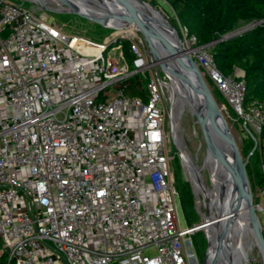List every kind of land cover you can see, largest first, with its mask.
Segmentation results:
<instances>
[{"label":"built area","instance_id":"obj_1","mask_svg":"<svg viewBox=\"0 0 264 264\" xmlns=\"http://www.w3.org/2000/svg\"><path fill=\"white\" fill-rule=\"evenodd\" d=\"M184 32L205 80L254 142L259 217L264 100L248 99L243 70L223 73L212 51H197L205 46ZM130 46L131 60L118 38L70 34L48 15L0 0V239L8 264L197 262L191 235L198 229L181 225L166 152L164 81L155 69L145 97L124 91L155 63Z\"/></svg>","mask_w":264,"mask_h":264},{"label":"rangeland","instance_id":"obj_2","mask_svg":"<svg viewBox=\"0 0 264 264\" xmlns=\"http://www.w3.org/2000/svg\"><path fill=\"white\" fill-rule=\"evenodd\" d=\"M10 1L16 4H22L23 6L30 8L39 15L41 14L48 15L50 21H55L70 34H77L96 42L112 41L116 38H118L119 41H122V39H128L130 43L135 42L139 46V48L147 57V59H149V61H151L153 57L152 48L149 41L147 40L144 33L138 28L132 34L129 35L127 33H124L125 31L128 30L127 25L114 27V26H105L98 24L96 22L90 21L89 19L81 17L76 13H73L72 11L67 9L66 7L68 5L63 0H44L45 3H42L41 1H37V0H10ZM90 1L92 2V0ZM145 1L150 2L165 15V17L175 27L177 33L180 35L182 44L187 47L186 52L188 53V55L190 56L195 55L194 53L195 51H192L191 49L193 44L187 42L184 28L177 20L175 12L172 9V7L165 0H145ZM59 4H62L63 8H59L58 7ZM254 21L255 19L239 21L237 22V24H235L233 29L228 34L235 35L244 30H248L254 24ZM224 38L226 37L223 36L220 37L219 39L221 40ZM114 44L117 45V42H114ZM203 49L207 51H212L213 44L197 49V51L200 50L202 51ZM164 58H167V56ZM198 68L201 72L203 71L202 68L200 67ZM155 69L159 71L162 80L164 81V87H165L163 104L166 110V121H165V129L167 132L166 152L169 157L172 178L174 179L176 184L178 181L176 176H178V179L182 178L184 180H188L191 184L194 193V187L190 173L188 172L186 166L182 161L179 148L177 147L173 137L174 134L173 121L174 119H176V115H177L174 110L176 108V103H177L176 101L178 96V91L176 90L173 81L164 72L160 62L156 61L151 66L150 69H146L144 72L137 73L135 76L130 78L127 81V83L133 84L135 82H138L142 86H144L147 78L151 73H154ZM120 86L121 84L117 86H113V89H110V87L106 89L107 95L104 96L103 100H105L109 96H113L116 90L120 88ZM208 86L213 96L215 97L218 106L221 109V112L235 137V140L237 142V145L239 147L243 159L248 161L247 165L248 163L250 164V167L247 170V175L249 178L251 190L256 194L257 192L256 183L260 181L261 160L258 155V152L256 153V151H254V153L251 154L254 148V145L252 144L251 141L252 138L248 133V131L242 125L243 123L241 122V120L238 118V116L234 113L230 105L227 103V101L216 91V88H214L210 83L208 84ZM178 124L179 127L177 128V132L178 135L180 136L183 146L186 148L184 149L190 153L194 165L197 166L198 168L199 175L201 176L203 174L207 186L212 187L214 184L211 179L210 170L208 169L209 161H207L206 166L204 167L200 166V165L203 166L205 164L206 146H205V141L203 139L200 123L197 119L196 114H194L191 111L188 102H186L183 111L179 116ZM247 165H246V169H247ZM207 199L209 200L210 198L208 196L206 197L203 193H201V200L198 203L197 202L195 203L194 218H196V221L192 226H195L198 223H200L205 217H209L208 214L209 209L206 205ZM212 201H213V205H215V210L213 211V215H218L219 213L225 210V208L222 207L220 202L214 200ZM179 212H180L181 225L182 227H186L188 224L185 215L183 213V210L181 208V205L179 207ZM216 217L217 216H215L214 218L216 219ZM259 217L261 219L262 224L264 225V213L260 212ZM200 230L203 232L205 239V252L203 259L202 260L197 259V262L195 264H208V259L211 250L214 246L215 233L213 229L209 227V231L211 232L210 234L211 239L208 240L207 231L204 229H200ZM2 243L3 242L0 239V251L4 252L5 250L2 247L3 245ZM250 264H263L262 257L260 253L257 251V249H254L252 251V261Z\"/></svg>","mask_w":264,"mask_h":264},{"label":"water","instance_id":"obj_3","mask_svg":"<svg viewBox=\"0 0 264 264\" xmlns=\"http://www.w3.org/2000/svg\"><path fill=\"white\" fill-rule=\"evenodd\" d=\"M133 1H139L144 3L147 2L145 0ZM92 2L95 4V6L101 9V11L99 10L100 12L97 13L94 11H88L77 8H71L69 10L81 17L89 19L90 21L96 22L98 24L112 26L110 24L111 19L109 17L110 15H108L109 13H105L109 10L122 20L135 22L137 24L138 29H140L144 33L151 45L153 53L151 61L160 62V60L163 59L165 56H176V61L179 64L178 68L168 67L162 62H160V64L164 72L171 80V74H173L179 80L180 83H183L184 90H188L192 98V103L196 110L195 113L200 123L203 139L205 141L206 146L205 164L203 166H200L204 167L206 166L207 161H210L211 164L214 166L215 174H220L221 181L219 189L221 192L222 199L225 200V198H231L230 191L228 190V186L230 184H233L237 187L236 204L238 205L232 207L231 209L226 208L223 212L219 213L218 215L205 217L200 223L195 226L197 227V229L206 230L208 234V240H210L211 232L209 231V226L211 222L215 220L214 217L218 216L216 219H219L229 216L228 220L223 225L226 226L227 231L221 236L216 235L218 250L225 253L226 264H234V253L231 241L229 240L230 229L233 230V233H244L250 238V244L253 250L257 249V251L262 257V262L264 264V233L258 214L254 207L253 193L251 190L246 169L248 161L243 159L235 137L229 125L227 124V121L225 120L221 109L219 108L218 103L215 97L213 96L207 81L203 76V73L199 70L193 57L188 55V53L186 52L187 47L182 44L181 37L177 33V30L170 23L171 28L173 29L176 35L174 38L176 41V45L171 46V44L167 40V37L171 38V35H167L166 37L161 36L160 33L156 29H154L148 21H145L141 12L133 5L130 0L106 1L109 2V4L111 5H115L118 8H122L123 10L130 12V15L126 12L120 14L115 13L114 9H112L113 7L111 8L108 5H105L104 3L106 2L102 0H92ZM154 8L161 16L164 17L162 12L157 7L154 6ZM230 36L232 35H225V37ZM153 37L156 38L158 42L163 44L164 46H169L170 50L164 53L165 55H159L156 52L153 46ZM175 128L176 127L174 124L173 137L177 147L179 148L182 161L187 168V162L181 151V147L184 146L182 144L180 136L178 135L177 129ZM254 149L255 148H253V150ZM210 173L213 182L214 178L212 175V171H210ZM201 181L207 186L203 174L201 175ZM193 187L194 200L195 203H198L201 200V193L204 194V192L196 189L194 183Z\"/></svg>","mask_w":264,"mask_h":264},{"label":"trees","instance_id":"obj_4","mask_svg":"<svg viewBox=\"0 0 264 264\" xmlns=\"http://www.w3.org/2000/svg\"><path fill=\"white\" fill-rule=\"evenodd\" d=\"M174 10L179 23L189 36H195L198 46L213 44L212 53L217 67L225 74L235 68L244 72L246 97L264 100V21L238 34L219 39L228 34L237 22L242 20L264 19V0H165ZM126 57L131 60L130 41L122 39ZM131 96L145 97L144 86L135 82L122 85ZM220 94V91L216 89ZM221 95V94H220ZM252 144L254 145L253 140ZM250 164L247 165V170ZM179 202L185 215L187 226L196 221L195 200L188 180L178 179ZM193 249L198 260L205 252L203 232L198 229L192 233ZM0 264H8V256L0 251Z\"/></svg>","mask_w":264,"mask_h":264},{"label":"bare ground","instance_id":"obj_5","mask_svg":"<svg viewBox=\"0 0 264 264\" xmlns=\"http://www.w3.org/2000/svg\"><path fill=\"white\" fill-rule=\"evenodd\" d=\"M37 1H41L42 3H45L44 0H37ZM63 1L67 3L68 5L66 7L67 9L77 8V9H83V10H88V11H94L97 13L101 11V9L95 6V4L91 2L90 0H63ZM102 1L106 2L107 0H102ZM130 1L141 12L145 21H148L153 26V28L156 29L160 33L161 36L166 37L167 35L168 36L171 35V38L167 37V40L171 44V46L176 45V41L174 39L176 35L173 29L171 28L169 20L165 17L163 13L162 14L164 15V17L161 16L157 12V10L154 8V5H152L150 2L144 3V2H139V1L137 2L133 0H130ZM106 3L104 4L108 5L111 8L113 7L112 9H114L115 13L120 14V13L126 12L127 14L130 15V12L128 11H125L122 8H118L115 5H111L109 4V2H106ZM58 7L63 8L62 4H59ZM105 13L106 14L109 13L108 15H110L109 17L111 19L110 24L112 26L119 27V26L127 25L128 30L125 31L124 33H127L130 35L138 28L135 22H129L127 20H122L121 18H119L117 15L113 14V12L109 10L106 11ZM152 41H153V46L159 55H165L164 53L170 50L169 46H164L163 44L159 43L156 38L153 37ZM160 62L164 63L168 67H172V68L179 67L178 62L176 61V56H167V58L162 59ZM171 78L174 83V86L176 87V90L178 91L176 108L174 110L177 115H176V119H174L173 121L176 127L175 129H177L179 127L178 119H179L180 114L183 111V108L186 102H188L191 108V111L194 114H196L195 113L196 110L193 106L192 98L190 96L189 91L184 90L183 83H180L179 80L173 74H171ZM181 151L187 162L186 164L188 165L187 167L188 172L190 173L191 180L194 183L196 189L204 192V195L210 198L209 200L207 199L206 201V205L209 209V213H208L209 216H213V211L215 210V205H213L212 200L220 202L222 207H224L225 209L226 208L231 209L232 207L238 205L236 204L237 187L233 184H230L228 186V190L230 191V196H231V198H229L230 200L228 198H225V200L221 198V192L219 189L221 177H220V174L218 175L215 174L214 166L211 164L210 161L208 163V166H209L210 171H212V175L214 178L213 180L214 185L212 187L206 186L201 181V176L199 175L198 168L197 166L194 165L190 153L187 150H185L184 147H181ZM228 217L229 216H226L224 218L215 219L213 222H211L209 227L213 229L215 236L216 235L221 236L223 233L227 231L226 226H223V225L228 220ZM220 226L221 227L223 226V227L221 228ZM215 236H214V246L211 250V253L208 259V264H226V259H225L226 255L224 252H221L218 250L217 241H216ZM229 240L231 241L232 249L234 253V257H233L234 264H250L252 261V251H253V248L250 244V238L244 233H239V234L236 232L233 233V230L230 229L229 230Z\"/></svg>","mask_w":264,"mask_h":264}]
</instances>
